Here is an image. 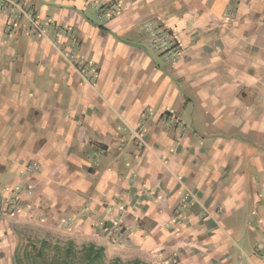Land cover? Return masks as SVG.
Here are the masks:
<instances>
[{"label":"crops","instance_id":"0c3cea01","mask_svg":"<svg viewBox=\"0 0 264 264\" xmlns=\"http://www.w3.org/2000/svg\"><path fill=\"white\" fill-rule=\"evenodd\" d=\"M106 2L116 5L119 13L101 9ZM20 3L51 23L59 21L76 30L83 41L80 56L90 61L98 79L92 84L84 79H24L10 86L12 65L24 50L18 41L29 29L24 20L15 19V26L8 27L10 8L0 9V184L17 180L14 193L20 185L34 187L31 195L21 193L19 211L10 216L0 210V248L9 244L16 250L24 238L63 244L69 240L65 223L71 217L74 227L90 236L118 225L130 230L126 248L136 254L132 259L149 261L148 253L154 251L177 264H264V0ZM163 5L169 6L168 15L162 14ZM230 5L241 9L232 23L226 20ZM143 19L158 22L160 30L168 28L177 40L182 53L174 73L153 66L138 28ZM185 20L187 27L180 33ZM8 29H14V38ZM134 31L136 41L116 38ZM48 34L35 35L39 38L28 51L32 59L39 51L40 61L55 65L54 32ZM122 58L125 71L119 75L115 69L113 74L110 70ZM149 67L143 81L191 83L206 116L202 129L211 133L202 143V155L199 146L190 149L187 137L180 140L164 126L169 116L181 124L189 120L188 101L197 99L184 101L178 94L174 98L173 85L145 87L137 77ZM142 84L144 91L139 92ZM138 123L146 132L144 147L121 131L124 124ZM28 162L39 163L40 171L26 173ZM185 193L195 195L211 215H198L203 209L192 204L186 216L173 222ZM246 206L257 225L250 250L243 248L245 253L238 251L233 259L225 251L227 244L220 245V235L209 233L205 241L216 244L213 255L218 261L199 259L202 233L224 225L212 209L229 214ZM168 223L178 230L174 237L163 232ZM99 235L89 241L102 243ZM199 238L203 241L197 242ZM163 247L169 252L163 254ZM175 248L181 255L176 256Z\"/></svg>","mask_w":264,"mask_h":264},{"label":"rangeland","instance_id":"374dc122","mask_svg":"<svg viewBox=\"0 0 264 264\" xmlns=\"http://www.w3.org/2000/svg\"><path fill=\"white\" fill-rule=\"evenodd\" d=\"M110 2V1H109ZM106 2L103 4L100 8H108L113 9L114 14H118V8L113 3ZM250 5V4H249ZM181 7V5H180ZM24 7L21 8H14L9 11L12 19H10V22L8 23V27L11 28V26H15L12 22L14 19L17 20H24L26 22V28L29 29L27 37H21L19 42V45L23 47V51H19L16 55V62H14V65H12L14 76H11L9 81L10 86L15 87L16 82L21 81L23 82L24 79H33L35 83L39 81V79L48 80V81H62V79H84L88 83H93L94 79H98V75L94 73V67L91 66L90 61H86L80 56V53L82 52L83 48V41L81 37L77 35V31L70 28V26H65L59 23V21H55L54 23L45 20L36 11L33 10H27L31 11L29 14L27 12L23 11ZM117 8V9H116ZM241 8L244 11L246 10V7L241 6ZM0 9H6L5 7ZM182 8H180L181 10ZM7 10V9H6ZM169 6L165 7L163 5L162 14L168 15L169 14ZM258 11H261L260 8ZM264 11V9H263ZM241 13V9L237 8L236 5H230L228 8V12L226 15V20L229 23H232L233 20L238 18V16ZM39 14L42 18L41 28L36 27L32 24V20L35 15ZM182 17V16H180ZM101 19L99 20V22ZM103 21V20H102ZM188 20H185V26L182 30H178L180 33L185 31L187 27ZM53 30H48L50 29ZM158 22L151 20V19H143L138 28L140 27V33L143 39L148 44L149 48H147L148 53L152 57V64L154 67L159 66L160 68H164L167 70L168 74L174 73L175 71V65L177 64V61L180 57V48L177 44V40L175 41L173 38L172 33L170 30L159 29ZM9 35H11L14 32V29H8ZM31 31V32H30ZM54 32V38H52L53 43H55V49H56V60L55 65H48V63L44 60L40 61V54L41 52L35 51L37 54L34 59L31 58L30 51H28L30 44L32 41L37 42L38 36L43 37V35H46L49 37L48 32ZM168 31V32H167ZM132 32V31H131ZM38 35V36H35ZM38 37V38H37ZM10 38H14V34L10 36ZM117 39L120 40H129L130 42L136 41L139 39L137 35V31H134L131 35H120L117 36ZM139 47V45H136ZM78 48V49H77ZM35 50V48H34ZM123 55V53H121ZM19 57L21 59L19 60ZM123 58L120 59V62H116V67H113L112 73L116 70H118L119 75L125 71L122 67L125 65V63H122ZM0 61V66H1ZM47 65H46V64ZM20 69H22L23 72H21V76L17 79L16 76L19 75ZM12 70V69H11ZM151 70V67L148 69H141L138 73V79H142V83L144 82L145 87H152L154 84L157 85V87L162 88V86H169L173 85V93L174 98H176V94L179 95V98L184 97V101L187 97H195L196 101H188L189 105V111L190 115L189 120L185 119V122L181 124L180 122L174 120L173 116H169L168 120L165 121V128L169 131L170 134L177 136L180 140H182L184 137H187V140H189V147L190 149L192 147H200V154L202 155L201 151L203 149V141H208L211 137V133H206L203 129L200 123L204 120L206 117L204 115L203 110L199 107L197 103H200V99L198 96H193L196 94L195 90L192 88L191 83L187 82L186 79H171V83H169L166 79H160L159 81H150L147 80L143 81V76L145 74L149 73ZM114 74V73H113ZM118 77H121L119 76ZM117 76V75H116ZM174 76H177V71ZM27 81V80H25ZM148 81H150L148 83ZM1 84V80H0ZM54 85V84H52ZM1 86V85H0ZM2 86H7V84H2ZM57 85H54V87ZM142 84V87L138 90L139 92L144 91V87ZM163 99V97H162ZM57 102V101H56ZM161 103V101H160ZM187 124V125H186ZM133 125L124 124L122 126L121 131H123V134L127 136L129 141L133 142L136 141L137 145L140 147H144L147 145V141L144 139V135L146 132L140 131L142 130L140 128L141 123H138V127H131ZM24 165L25 172H38V171H28L26 169V166L29 164ZM6 185L0 184V210L3 212V214H10L13 215L16 211H19L20 209V202L22 200V197L20 196L21 193L25 195H31L33 192L34 187L32 186H18V192L14 193V190L16 189V186L20 183H16L17 180L13 182V184H10V182H7V180L4 181ZM8 192V195L6 194ZM192 197V198H191ZM193 206H199L203 211H201L199 214L204 216H209L211 213L208 211L207 208L201 207L200 204H198V200L193 194L185 193L184 198L182 200V203L179 205L178 211L174 213L175 219L174 221L178 220V216L185 215L187 209L186 207L189 205ZM4 206V207H3ZM222 208V207H221ZM225 209V206H224ZM233 209L229 214H224L222 210H213L212 212L219 218L224 225H214L212 229L205 230L202 234L204 236V246L203 251L199 252L197 256H199V259H216V255H213V252L217 250L216 244L205 241V238L209 235V233H216L220 235V245L223 244L225 246V251L229 253V255H233V259L235 258V255L238 251L244 252L243 248H248L250 250L251 245H254V239L255 233L254 231L257 229L256 225V219L255 215L251 213V210L249 206H246L242 210H239L238 212L234 211ZM197 215V216H198ZM69 216V215H68ZM173 216V217H174ZM146 220V219H145ZM66 226H65V236L72 240L79 248L84 243H89L91 241L90 238L97 239L96 235H99L95 233V235L90 236L89 233L84 231V229L74 227V222L72 221L71 217H68L66 219ZM175 225L172 223H168L167 227L163 228V232L170 233L173 235V237L176 235V232H178L177 228L174 227ZM122 226L118 225L117 227H114V229H107L109 230L106 233L100 234L98 239L100 240V244L103 245L106 249V260L105 264H111L112 260L116 257H121L122 260L127 261L131 260L132 257H135L136 254L133 252L131 248H126V242H128L129 237V231L126 228H121ZM128 231V233H126ZM89 234V236H88ZM103 235V236H102ZM105 235V236H104ZM144 235L146 236V233L144 232ZM107 236V237H106ZM132 239H135V236H130ZM104 238L105 240H103ZM93 239V240H94ZM28 240V241H27ZM43 240H47V238H43ZM68 241V240H67ZM66 241V242H67ZM203 238H199L197 242H202ZM36 242V241H35ZM34 242V243H35ZM39 242V241H38ZM94 242V241H93ZM41 244V243H40ZM39 244V245H40ZM62 245V243H59ZM64 244V243H63ZM97 244V243H95ZM32 242L29 238H24V241L18 244L16 250L12 251V248L9 244H5L1 246L0 248V264H16V257L18 259H27V252L32 246ZM195 248H198V246L195 244ZM164 252H169L167 247H163ZM176 249V248H175ZM196 250V249H194ZM176 253V256L180 254V251L178 249L174 250ZM245 253V252H244ZM173 254V253H172ZM181 255V254H180ZM149 262L151 264H177L176 259H172L168 261V257L159 258L158 255L156 256L154 251H151V253H148ZM227 261V260H226ZM225 261V262H226ZM228 262H231L228 261ZM184 264V263H182ZM188 264V263H186ZM227 264V263H226Z\"/></svg>","mask_w":264,"mask_h":264},{"label":"trees","instance_id":"16d2710c","mask_svg":"<svg viewBox=\"0 0 264 264\" xmlns=\"http://www.w3.org/2000/svg\"><path fill=\"white\" fill-rule=\"evenodd\" d=\"M32 244L26 251L28 253L27 259L16 257V264H105L106 260L105 247L93 242L84 243L80 248L72 240H68L62 245L53 244L43 239ZM111 264L151 263L138 257L127 261L122 260L121 257H116Z\"/></svg>","mask_w":264,"mask_h":264},{"label":"built area","instance_id":"2783aa9c","mask_svg":"<svg viewBox=\"0 0 264 264\" xmlns=\"http://www.w3.org/2000/svg\"><path fill=\"white\" fill-rule=\"evenodd\" d=\"M0 7L3 8H10V10L12 9V7L14 8H21L22 5L20 3V0H0ZM23 11L24 12H27L29 14V12L31 11H27L23 8ZM32 20V24L36 27H39L41 30L42 28L40 27L41 26V23H42V18L40 17L39 14L35 15ZM26 169L28 171H38L40 169V164L37 163V162H30L27 166H26Z\"/></svg>","mask_w":264,"mask_h":264}]
</instances>
